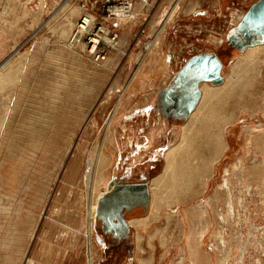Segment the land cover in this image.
Masks as SVG:
<instances>
[{
  "label": "rangeland",
  "instance_id": "rangeland-1",
  "mask_svg": "<svg viewBox=\"0 0 264 264\" xmlns=\"http://www.w3.org/2000/svg\"><path fill=\"white\" fill-rule=\"evenodd\" d=\"M190 1L193 0H183L184 6H188ZM194 1L201 3L203 11L206 10L203 13L205 19L201 18L208 24L206 36L218 41L215 45L212 41L200 43L198 50L214 52L222 64L220 75L225 77L230 64L240 52L239 49H233L227 43V38L255 0ZM126 2L131 7L137 6L138 11H129L127 14H137V16L122 23L116 18L123 17L124 20L126 16L114 17L102 12L101 0H28V4L25 0H0V76L2 75L0 115L3 114L5 107H9L10 113V119L8 118L3 128H0V174L3 173V176L0 175V205L5 208V211L0 213V264H16L10 262L19 259L18 264L20 261V264H24V257L34 254L32 246L43 245L46 253L48 252V242L44 240L45 229H42L44 223L41 222L47 217V212L86 213L87 199L83 188V172L87 155L85 151L92 146L95 139L101 140L103 120L121 92L123 93L113 116L117 123L110 125V132L112 131L115 138L114 145L107 138L104 141L103 149L109 161L105 163L100 173L102 183L98 185L96 192L107 191L111 180L118 183L129 180L151 181L164 166L163 153L167 146L179 140L178 131L183 120L169 117L163 122L164 117L161 118L159 112L152 111L153 113L147 118L145 128L152 130L157 136L155 159L150 168L137 170L136 168L142 165L140 162L136 163L134 168L131 167L130 164L134 162L131 161L133 154L129 152L130 147L125 146L129 137L130 121L125 120L119 125V118L122 116L123 107L129 109L141 106L154 99L152 97V94H155L154 89L147 90L151 83L147 88L144 87V81L148 84L149 78L152 77L150 78L152 81L156 76V74H150L149 70H153L155 65H164L165 68H167L166 65H172L164 62V59L168 58L161 56L159 48L150 50L147 55L144 54L147 52L145 44L154 42L155 36L151 37V35H156L160 31L163 16L166 18L168 16V14L165 15L166 11L163 7L165 5L172 7L175 0H126ZM212 4H215V7H212ZM129 5L128 8H130ZM40 6L43 9H40ZM118 6L122 7V5ZM80 7L81 10L91 12L100 22L99 24L110 32V35H116L113 43L117 42L116 47L120 52L106 70H100L95 66L94 61L92 62L82 48L71 50L66 45V36L69 34L67 32L80 16L77 14L80 12ZM38 13L39 16H37ZM183 16L181 14L176 17L169 26L172 34H176L177 44L183 37L191 39L196 34H193L196 30L195 26H198L195 25L191 27V30L186 31L185 23L191 21ZM69 20L71 23L69 22L70 25L67 26ZM178 53L185 56H178ZM113 55L108 53L107 57L113 58ZM187 57H189L188 54H185L183 50L177 51L174 57H169V60L176 61L175 65H172V70L179 69ZM137 60H143L144 63L140 66H144L143 69L138 67ZM179 60L181 63H178ZM149 74L150 77H148ZM8 76L10 77L5 80L8 82L3 84V78ZM136 76L139 80L131 84L132 95L127 96V89L123 91L121 88H124L125 83L128 81L130 83ZM143 77H146L144 81ZM254 89V98H250L249 101L250 104H257L260 108L252 112L239 111L237 118L226 126L225 137L228 147L216 165L208 189L198 195V198L182 197L183 205L180 206L182 212H176L169 219L166 220L164 214L171 209L170 207L164 209L163 206L159 210L162 216L158 220L146 222L145 225L141 224L133 229L138 234V238L132 247L133 259L130 262L125 252L122 258L116 261L106 256L105 261L102 262V254L98 253L95 244L94 238L97 233L93 232V226V234L91 233L93 264H137L139 256L144 262L142 264H146L149 260L148 264H178L181 256L186 255L185 251H181V247L185 244L184 236L191 226L186 220H182L185 214L184 209L213 195L216 183L222 178L225 168L238 161L239 157L242 159L244 168L263 163L264 147L254 144L253 134L264 129V86ZM141 112L143 113V110ZM74 156L75 159L72 160ZM72 163L75 167L78 166L74 171L79 183L72 186L74 190L70 193L66 190L67 186L63 187V183L68 174V167ZM259 168L258 177L261 179H249L247 183L253 188V198L244 192L243 195L237 188L233 192L234 196L244 197V203H247L246 208L237 205L234 207L235 215L238 213L240 218L238 226L235 227L237 231L235 240L246 248L244 264H264V240L261 239L264 236L262 216L264 192L259 194L255 191V186L264 180L262 175L264 168ZM130 171L134 172L132 177L127 176ZM1 177L7 182L8 197L1 196L5 192ZM232 184L238 187L235 176L232 177ZM146 186L150 192V185L146 184ZM219 198L217 202L214 199L213 204L219 210L221 209L220 211L225 212V204L221 202L225 200V195L219 194ZM26 212H30V216H25ZM95 220L96 217L93 223ZM24 224L26 228H29L30 233L24 231ZM82 238L78 241L76 237L74 242H65L64 248L67 245L66 249L70 248L71 244L73 246L81 244L82 249L80 248V253H77L76 262L87 264L88 246L85 244L84 235ZM204 241L206 242L205 250H209L211 244H217L212 238L211 240L205 238ZM223 250L224 248L218 247L216 255H221ZM234 255L240 256L241 250L238 249ZM38 256L42 255L39 253ZM184 257V264H188L187 256ZM230 260L235 261L232 258Z\"/></svg>",
  "mask_w": 264,
  "mask_h": 264
},
{
  "label": "bare ground",
  "instance_id": "bare-ground-1",
  "mask_svg": "<svg viewBox=\"0 0 264 264\" xmlns=\"http://www.w3.org/2000/svg\"><path fill=\"white\" fill-rule=\"evenodd\" d=\"M182 1L183 0H175V3L172 5V7H170V10L166 12V13L169 12L167 18L163 17L164 20L161 22L162 24L161 29L164 26V24L168 22L170 17L174 15V13L175 14L193 13L195 10H197L200 7V3L194 0L190 1L188 7L186 8L184 6L182 7L183 5ZM25 2L28 4V0H25ZM116 5H110L109 6L110 13H106V14L114 15V17L119 16V15L124 16V17L126 16V19L128 18L130 19L131 17L134 16V15H131L130 13L127 14L123 12L122 10L123 7H117ZM212 7H215V4H212ZM79 10L80 12L77 14L78 15L80 14V16L77 17L75 22H73L70 30L67 32L69 33L68 36H66L67 44L66 43L64 44H66L68 48L71 50L79 47L85 51V47L89 45L88 41L87 42L85 40L81 41L80 39L78 40L77 43L72 44L69 42L70 40L69 38H71V35L73 32H77V33L84 32V30H82L81 27L78 25L79 20L82 17H85L84 21L94 19V24H96L95 23L96 17L91 12L81 10V7L79 8ZM136 10L138 11L137 6L136 7L130 6L128 11L134 12ZM37 16H39V13L37 14ZM116 19L117 21L123 20V19L121 20V18H116ZM69 22L71 23V21L69 20L67 26L70 25ZM160 31L156 33L153 43L145 44L147 45L145 47L147 52L144 51L146 52L144 55H147L150 52V50L154 48L155 44L157 45L158 41H157L156 36L159 34ZM104 32H105V28H104ZM93 37H94L93 41L98 40L102 42L103 49L106 55L104 56L102 60L98 62H95V61L93 62L92 60V62L94 63L95 66L99 67L100 70H106L115 61L114 58L117 55V53L120 52V50L116 47L117 42L112 43V41L109 38H107L105 35L101 36V40L95 35H93ZM239 50L240 52L237 54V57L235 58L234 61H232V63L230 64L228 68L227 75L225 77L224 76L222 77L220 75L222 77V81L220 83L212 84L210 82H206L202 80L198 84V91H199L198 100L195 106L193 107V109L187 114V116L184 117V119H182L183 122L180 124L179 131H178L179 140L178 142L176 140L175 143H171L170 145L167 146L166 150L163 153L164 166L162 170L156 176H154L149 182V185H150L149 187L151 189L150 190L151 197H150L148 212L146 211L145 215L130 220V222L132 223V225L135 226V228L141 224L145 225L146 222H149L152 220H158L160 216H162V212H160L159 210L163 208V206H164V209H167V207H170L171 209V211L168 210V212L164 214L166 217V220L169 219L176 212H182L180 211L182 209L180 208V206L183 205L182 197L185 198L188 196H192L194 198L196 197L198 198V195L206 191V189H208L210 185V180L212 179V176L214 175L216 165L218 161L220 160L221 156L223 155L224 151L228 147L227 138L225 137V133L227 132L225 130L226 126L228 124H231V122H233L237 118V113L239 111L252 112L253 110L260 108V106L257 104H250L249 100L250 98H254V92H255L254 88H259L260 86H264V41L260 43L258 42L252 45H246L244 49H239ZM108 53L111 54V56L112 54H114L113 58L109 57L110 55L107 57ZM51 55H54V54H51ZM75 55L77 56V54ZM137 62L139 63L138 67H140L141 65H143L142 63H144L143 60H137ZM138 67H137V70H139ZM60 73L62 74V72ZM156 76H157V73H156ZM9 77L10 76L3 78V84L4 82L5 83L8 82L5 80ZM149 81H150V78H149ZM0 85L2 84L0 83ZM128 86H129V81L125 83L124 88L122 87L121 89L124 91L125 89L128 88ZM69 87L72 89L71 86ZM49 89L51 88L49 87ZM250 89L252 91H250ZM122 93L123 92L119 94L118 99H116L112 108L110 109L105 119L103 120L104 126L101 131V134H102L101 140L97 139L96 141L95 139L94 143H92V146L88 150L85 151L87 152L86 161L84 165V172H83V188H84V191H86L85 196L87 199V203H86L87 207L85 209L86 211L85 220H84V224L82 223L83 224L82 229H71V230L73 233H76V234L82 233L86 238L85 244L86 246H88L87 247V257H88L87 264H93L94 262L93 252H92L91 233H92L93 226H94L93 220L96 214L97 199L99 195L102 194L96 191H97L98 185L100 186L102 183V180L100 179V173L102 172V169L104 168L105 163L109 161V157L105 155V152L103 149L104 141L108 139L109 142L111 141L112 143L111 142L110 143L114 145L115 138H114V134L111 133L112 131L110 132V125L112 123L114 124L117 123V121H114L113 116L117 109L118 102L121 98ZM3 111H4L2 114L3 116L0 115L1 116L0 118V128L1 129L5 125V122L8 120V118L10 119L9 107L8 108L5 107ZM156 137L157 136H155L154 133L147 134L144 139L145 142L143 143L142 146L147 147L151 145L152 142L155 141ZM131 138L133 139L132 135L127 137L128 140L126 141L125 146H128V144L130 143L129 141H131ZM253 138H254L255 145L264 147V129H262L260 132L254 133ZM74 159H75V156L73 157L72 160ZM70 167H71V164L69 165L68 170H71ZM259 167L264 168V159H263L262 164L260 163L252 167L244 168L242 164V159H240L239 157L238 161L233 162L232 164H230L229 167L225 168L222 178L216 183V189L213 195L208 196L205 199H202V201L198 204H192L189 208L184 209L185 214H184V217H182L183 218L182 220H186L187 223H189V226L190 224L191 226L187 229L186 236H184L186 237L184 240L185 244L181 247V251L186 252V255L184 256H187V260H189L188 264H244L245 263L243 262V260L245 259L244 252L246 248L241 243H239V241L235 240L237 238V231L235 227L238 226L240 218H239L238 213H236L235 215L234 207L237 205L238 207L246 208L247 203H244V199H245L244 197H237V195L234 196L233 192L237 188L238 191H241L242 194L243 192L244 194L247 193L249 194L251 198H253V194H254V192L252 193L253 188L251 187V185L247 183L249 179L260 178L258 177L259 175L258 171H260ZM0 175L3 176V173H1ZM262 175H264V172ZM233 176H235L238 180V187H235L232 184ZM1 179L3 181V189L5 188V192H3L1 196L6 197L9 193L6 187L7 182L5 178L1 177ZM255 191H257V193L259 194L261 192H264V180L261 181L260 184H257L255 186ZM219 194L225 195V200L223 199L221 201L223 205L225 204L224 205L226 207L225 212L223 208H222L223 211H220L221 209L219 210L218 207H216V205L213 204L214 199L216 202L220 200ZM10 195H12V193ZM3 211H5V208L0 205V213H3ZM262 214H263L262 216L264 219V212ZM143 225L142 227H144ZM263 233H264V229H263ZM135 237L137 240L138 238L137 233ZM205 238H208L209 240H211L212 238L216 240L217 244L215 243H214L215 245L211 244V248L209 250H205V244H206V242L204 241ZM261 239L263 241L264 236H262ZM218 247L224 248L223 252H221V255H216L218 251ZM74 249H71V250H74ZM238 249L241 250L240 256L234 255L235 252L236 253L238 252ZM184 256H181L180 260L178 261V264L185 263ZM230 258L234 259L235 261L230 260ZM229 260L231 262H229ZM149 261H146V264H148ZM142 263L144 262L139 256L137 264H142Z\"/></svg>",
  "mask_w": 264,
  "mask_h": 264
},
{
  "label": "crops",
  "instance_id": "crops-1",
  "mask_svg": "<svg viewBox=\"0 0 264 264\" xmlns=\"http://www.w3.org/2000/svg\"><path fill=\"white\" fill-rule=\"evenodd\" d=\"M182 3H184V2L182 1ZM183 6H184V4H183ZM185 6L188 7L187 5H185ZM132 7H134V6H132ZM40 9H43V8L40 6ZM163 10H165L166 12L169 11L170 6L165 5L163 7ZM199 11H201V12H199ZM204 11H206V10H204ZM204 11H203V6L200 3V7L197 10H195L193 13H188V14L187 13L186 14L185 13L175 14L174 13V15H172L170 17L168 22H166L164 24L160 33L158 34V38H157L158 43H157V45L155 44L153 50L154 49L156 50V48L157 49L159 48V51L161 52V56L168 58V59H164L165 63H171L174 66L176 61L173 62V60L172 61L169 60V57H174L175 54L177 53V51L181 52L183 50L185 52V54L187 53L189 57H187L186 60H188L191 56H194L196 54L209 53V51H203L201 49L198 50V47L201 46L200 43H208V42L212 41L214 43V45L216 43L218 44L217 39H216V41L211 40L210 36H208V35L206 36V32L208 31V24H206L205 21L203 19H201V18L205 19V16H203ZM166 12H165V15L169 13V12L168 13H166ZM181 14H183L184 15L183 17H185L187 20L191 21V22L185 23V28H186L185 30L186 31L191 30V27H193L195 25H198V26H195L196 30L193 32V34L194 33H196V34H194L191 39L188 37H183L180 39L179 44H177L176 43L177 42L176 41V39H177L176 34L175 35L172 34L171 30L169 29V26L171 25V22H173L175 17H178ZM136 15H134L130 19H134V17ZM195 17H198V18H195ZM199 17H200V19H199ZM122 19L123 18H121V20ZM128 19H124L121 22L123 23ZM203 35H205V36H203ZM153 36H155V34L151 35V37H153ZM191 51H194V52L191 53ZM178 56L183 57L185 55L178 53ZM186 60L184 62H186ZM184 62H182V63L184 64ZM178 63H181L180 60L178 61ZM172 65H166L167 68H165L164 65H160V66L155 65V67H153V70H149L150 74L155 75L157 73V76H155L152 81L150 80V82L148 84H147V82L144 81L146 79V77H143L144 87L146 86V88H147L150 83L152 84V86L150 84V87H148L147 90L154 89L155 94L154 95L152 94V97L154 99L151 100L150 102H146L145 104H143L141 106H134V107H130L129 109H125L123 107V113L121 114L122 116L119 118V125H121V123H123V121H125V120L130 121L129 135L128 136L132 135L133 139L131 138V141L128 144V146L130 147L129 152L131 154H133L131 157L132 158L131 161L132 162L134 161L133 164H130V165H131V167H133L134 165H136V163L140 162L142 165H141V167L138 166L136 168L137 170H140V169L144 170L146 168L152 167V162L155 159L154 151L156 150L155 149L156 138H155L154 143H152L151 145H149L147 147H143V146L140 147L145 142V140H144L145 136L147 134L153 133L152 130L145 128L146 121H148L147 118L150 116L151 113H153L152 111L159 112V116L161 118L164 117L163 122H165L166 119L169 118V117H166L165 115L162 114L161 109L159 107V104H160L159 101L156 102V104L152 108L150 106H151V104H154V101L156 99L157 90H160V89L166 87L169 84L172 75L175 73L176 70L175 71L172 70L173 69ZM156 67H158V68H156ZM140 68L143 69L144 66H142ZM166 70H167V72H166ZM169 72H170V75L168 74ZM150 74L148 75V77H150ZM158 74H159V76H158ZM137 76H136V78H134L133 80L130 81L129 86H128L127 91H126L127 96L132 95L131 84L134 82H138L139 79L137 78ZM150 78L152 79V77H150ZM137 95H139V94H137ZM152 97H150V99ZM139 110H140V112H139ZM141 110H143V113L141 112ZM182 119H184V118H181L180 120H182ZM139 138H140V140H139ZM70 168H71V170H68L69 175L67 174V176L65 177L63 187H64V185L67 186L66 190H69V192L71 193L72 190H74V188L72 186H74L76 183H79V180H76L77 174H75V171H74L75 169L78 168V166L75 167V164L72 163ZM121 170H123V168ZM132 173H134V172L130 171L129 175H127V176L132 177L133 176ZM149 182H146V181L144 182V180L143 181L141 180L138 182H132L129 180V181H123V182L118 183V182L111 180L109 183L110 188L107 191L102 192L100 197L97 199V212L95 214L96 222L94 224V231L93 232L97 233V234H95L94 240H95V244L97 245V248L99 251L98 253L101 252V254H102V262H103V260L105 261L106 256L112 257V259H115V261H116L117 259L122 258L124 252L126 253L127 260L129 262L132 261V259H133V255H132V251H133L132 249L133 248L132 247L134 246V244L136 242V237H135L136 231L133 229H136V228L134 225H132L130 220L137 218V217H141V216L145 215L146 211L148 212L149 203H150V201H149L150 192L148 190V187L146 186L147 195L145 197H142L143 192H141V191L130 193L132 195V199L133 200L135 199V201L133 202V207H132L131 211H129V213H127L128 212V210H127V212H124V214H123L124 225H120L119 223H116L113 219L110 220L108 215L104 216L103 214H105L106 212H99L100 207L104 206V205L108 206V204L112 201V199L118 200L124 194V192H127V191H123V190L118 189V187H123V186L133 185V184H145V185L147 184V185H149ZM139 195H140V197H138ZM139 198L141 199V201L139 200ZM146 204H147L148 208L144 212L143 206H145ZM71 209L72 208H70V210ZM28 213H30V212H26L25 216H27V215L30 216V214H28ZM108 214H110V213L108 212ZM100 217L103 218L104 221ZM84 220H85V212H47V217L44 220L42 219L41 222L44 223L42 229H45L44 230V240H45V242H48L47 243V246L49 247L48 252L46 253L45 247L43 245L34 246V247L32 246L31 248L34 251V254L33 255H27L28 257L25 256L24 257V264H78L76 262L77 253H80V251H81L80 248L82 249V245L80 244V246H78V245L73 246V244H71L70 248L66 249V247L68 245L64 248V243L70 242V241L74 242L76 240V237L78 238V241L82 238V236H83L82 233L81 234L73 233L71 229H82L83 224H84ZM24 227H25L24 231L29 232V228H26V224H24ZM126 229L130 233V239L128 242L125 241L124 238L121 237V235H120L121 232L127 231ZM29 239H30V237H29ZM42 248H44V249H42ZM71 249H74V250H71ZM39 253L42 256H38ZM18 259H19V257H18ZM21 259H23V257H21ZM18 261H13L10 263L15 262L16 264H18ZM118 262H119V260H118ZM20 263H21V261L19 262V264ZM99 264H101V263H99ZM107 264H109V263H107Z\"/></svg>",
  "mask_w": 264,
  "mask_h": 264
},
{
  "label": "water",
  "instance_id": "water-1",
  "mask_svg": "<svg viewBox=\"0 0 264 264\" xmlns=\"http://www.w3.org/2000/svg\"><path fill=\"white\" fill-rule=\"evenodd\" d=\"M243 30L244 32H241ZM235 33H239L237 41L240 37L245 38V42L239 46V49H244L246 45H252L255 43H260L264 41V0H256L252 3L247 11L242 16L241 20L236 25ZM252 34V38L249 36ZM221 62L213 52L209 53H199L191 56L183 66L180 68L178 77L185 78L187 81H194L193 87L196 88L198 81H209L212 84H218L222 81L220 76ZM199 97V91L196 89V96L193 102L189 105L186 111L188 114L195 106ZM118 189L127 191L128 193L143 192L142 197L147 195L145 184H133L123 187H118ZM120 199V198H119ZM118 205L112 200L109 204L110 214L117 213V217L113 220L120 225H124L123 214L130 207L125 204L117 202ZM117 208H114L116 207ZM147 209V204L143 206V211ZM97 212V210H96Z\"/></svg>",
  "mask_w": 264,
  "mask_h": 264
},
{
  "label": "flooded vegetation",
  "instance_id": "flooded-vegetation-1",
  "mask_svg": "<svg viewBox=\"0 0 264 264\" xmlns=\"http://www.w3.org/2000/svg\"><path fill=\"white\" fill-rule=\"evenodd\" d=\"M235 32H237L236 27L231 32V34L228 36L227 43L230 44L233 49L238 50L239 46H241L245 42V38L240 37V40L237 41V37L239 36V33H235ZM241 32H244V31L241 30ZM249 36L252 38L253 35L249 34ZM182 66H183V64L179 67V69H177L175 71V73L172 75V77L170 79L169 84L166 87H164L160 90H157L156 99L154 101V104H151V106H150L152 108L156 104V102L159 101V103H160L159 107L161 109L162 114L165 115L166 117L169 116L170 118L178 119V120L187 116L186 111L189 108V105L195 99L196 89L198 90V84L202 81V80L198 81L196 84V88H195V87H193L194 81H187L185 78L178 77L177 73L179 72V70ZM206 82H209V81H206ZM138 197H140V195ZM139 200L141 201L140 198H139ZM113 201L116 203V205H118L117 202H120L121 204L123 203L126 206L130 207L128 209V212H129V211H131V209L133 207V202L135 201V199L134 200L132 199V195L130 193L124 192V194L120 197V199L113 200ZM109 204H108V206H106V205L101 206L99 209V212H106L103 215L104 216L108 215V217L111 220V219H114L117 217V213L108 214V212H111ZM114 208H117V206ZM96 210H97V208H96ZM122 212H127V211H124V209H123ZM101 219H103V218H101ZM103 221H104V219H103ZM95 222H96V220H95ZM95 222H94V224H95ZM120 235H121V237L124 238L125 241H127V242L129 241L130 233L128 232V230L121 232Z\"/></svg>",
  "mask_w": 264,
  "mask_h": 264
},
{
  "label": "built area",
  "instance_id": "built-area-1",
  "mask_svg": "<svg viewBox=\"0 0 264 264\" xmlns=\"http://www.w3.org/2000/svg\"><path fill=\"white\" fill-rule=\"evenodd\" d=\"M101 6H100V10L102 12L105 13H110L109 10V6L110 5H116V3L118 5H122L123 7V12L128 13L129 8H128V3L126 2V0H101ZM116 5L117 7H120ZM130 6V5H129ZM120 10V11H122ZM128 11V12H127ZM85 17H82L79 20V26L81 27L82 30H84V32L82 33H77V32H73L71 35V38H69V42L74 44L77 43L78 40L81 39V41L85 40L86 42H89V45L85 47V53L89 56V58H91L93 61L98 62L100 60H102L104 58L105 51L103 49V44L101 41L98 40H94L93 35H95L96 37H98L101 40V36L105 35L107 38H109L112 43L116 37L115 34L110 35V32L103 27L101 24H99L100 22H98L97 20H95L94 24V19L91 20H87L84 21ZM85 26V27H83ZM89 28V29H88ZM104 28H105V32H104ZM88 29V30H87ZM112 45V44H111Z\"/></svg>",
  "mask_w": 264,
  "mask_h": 264
}]
</instances>
